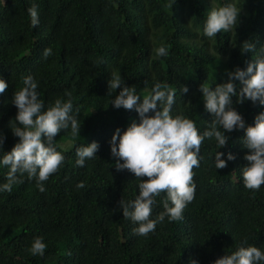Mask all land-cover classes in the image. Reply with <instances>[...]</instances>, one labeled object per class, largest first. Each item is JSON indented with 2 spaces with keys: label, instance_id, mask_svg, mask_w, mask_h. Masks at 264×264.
<instances>
[{
  "label": "trees",
  "instance_id": "trees-1",
  "mask_svg": "<svg viewBox=\"0 0 264 264\" xmlns=\"http://www.w3.org/2000/svg\"><path fill=\"white\" fill-rule=\"evenodd\" d=\"M33 3L39 14L35 28L27 11ZM230 3L241 10L236 26L205 36L208 13ZM246 40L256 45L255 53L242 54ZM161 46L167 56L156 54ZM262 47L264 0H0V78L9 85L0 94V133L6 137L0 160L19 142L11 129L18 126L13 98L28 75L38 84L44 110L57 99L67 102L71 93V114L81 125L80 136L73 137L69 127L55 138L65 160L44 182L43 193L27 174L11 192H0V264H215L241 246L264 252V185L259 191L244 186L249 150L243 130L225 132L223 148L205 139L194 169L195 199L183 219L166 217L148 236L133 234L138 225L123 218L120 201H133L141 181L116 169L119 158L110 142L117 128L122 134L130 118H141L135 109L112 104L122 88L109 94L113 74L136 88L140 103L157 82L166 83L175 92L172 116L191 119L202 134L214 117L205 109L200 85L227 82V73L246 70ZM47 48L52 55L45 59ZM236 99L233 107L246 125H254L264 106ZM69 141L73 145L63 148ZM92 142L99 144L96 156L78 166L76 149ZM218 151L222 159L229 152L236 159L217 169ZM8 172L0 165V185ZM165 199L166 194L157 197L153 219L164 211ZM37 237L47 245L42 257L29 252Z\"/></svg>",
  "mask_w": 264,
  "mask_h": 264
},
{
  "label": "clouds",
  "instance_id": "clouds-1",
  "mask_svg": "<svg viewBox=\"0 0 264 264\" xmlns=\"http://www.w3.org/2000/svg\"><path fill=\"white\" fill-rule=\"evenodd\" d=\"M27 11L32 26L37 27L38 6L33 3ZM240 14L241 10L234 3L212 8L205 22L204 35L213 38L220 32L231 31ZM241 52L255 53L256 45L246 40ZM156 54L163 57L168 55V51L161 46L156 49ZM43 55L45 59L51 56V48L45 49ZM227 75L228 81L217 84L215 88L206 83L200 85L205 109L214 117L202 134L191 119L181 115L172 116L175 92L168 84L157 82L152 94L143 97V102L140 103L141 97L134 86H127L119 75L111 76L109 94L122 88L112 101L114 107L135 109L141 118L139 123L133 121L122 134L117 128L110 142L111 154L119 158L115 164L116 169L128 170L141 181L138 185L139 194L133 201H120L123 218L138 225L132 229L134 235L148 236L166 217L169 222L183 219L185 208L195 199L194 169L200 167V152L205 139L214 138L218 147L223 148L229 140L225 132L243 130V146L249 150L244 156L248 162L243 167L244 186L249 190L259 191L264 185V112L255 117L254 125H246L244 117L233 107V97L237 98L236 102L239 104L250 100L253 104L264 106V47L246 70L237 67ZM23 85L21 90L15 91L13 98L18 109L15 117L18 126L11 129L19 142L0 160V165L9 168L7 182L0 185V192H11L13 185L23 183V177L27 174L29 180L37 179V188L43 193L46 190L44 182L58 172L65 160V156L56 149L55 138L61 130H68L69 127L73 137L80 136L81 125L71 114V93H66L69 96L67 102L57 99L44 110V103L39 99L37 91L38 84L33 76L24 77ZM8 86L6 80L0 78V94L5 93ZM182 91L187 93L189 89L185 86ZM5 140L6 137L0 133V150L3 149ZM98 149L97 142L77 148V165L84 167L86 160L96 156ZM223 155L219 151L216 153L217 169L227 167L228 161L236 159L231 152L228 153L227 160L221 158ZM161 194H166L164 211L153 219V207ZM46 247L43 238L37 237L29 252L33 256L42 257ZM192 264L197 262L193 260ZM215 264H264V252L257 246H241L231 255L217 259Z\"/></svg>",
  "mask_w": 264,
  "mask_h": 264
},
{
  "label": "rangeland",
  "instance_id": "rangeland-1",
  "mask_svg": "<svg viewBox=\"0 0 264 264\" xmlns=\"http://www.w3.org/2000/svg\"><path fill=\"white\" fill-rule=\"evenodd\" d=\"M112 115H113L112 112L107 113V114H106L107 119H112V118H113ZM87 116H88V117L91 116V110H89V111L87 112ZM92 117H93V116H92ZM133 121L136 122V120H135L134 118H130V119L128 120L127 125H130ZM91 132L93 133V131L90 129L88 135L92 134ZM72 145H73V143H72L71 141H69V142H65V143H63V144H62V147H63V148H69V147H71Z\"/></svg>",
  "mask_w": 264,
  "mask_h": 264
}]
</instances>
